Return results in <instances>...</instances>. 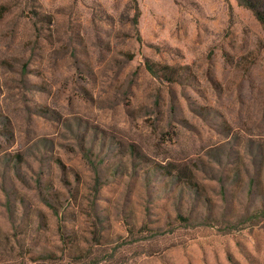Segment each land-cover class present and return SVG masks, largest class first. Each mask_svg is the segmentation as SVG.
I'll use <instances>...</instances> for the list:
<instances>
[{"label":"rangeland","instance_id":"374dc122","mask_svg":"<svg viewBox=\"0 0 264 264\" xmlns=\"http://www.w3.org/2000/svg\"><path fill=\"white\" fill-rule=\"evenodd\" d=\"M261 142L239 0H0V264H264Z\"/></svg>","mask_w":264,"mask_h":264},{"label":"trees","instance_id":"16d2710c","mask_svg":"<svg viewBox=\"0 0 264 264\" xmlns=\"http://www.w3.org/2000/svg\"><path fill=\"white\" fill-rule=\"evenodd\" d=\"M239 1H240V3L245 5L246 7L254 10L257 18L264 24V13L261 10L256 9V7L254 5H252L251 1H249V0H239ZM135 24L137 25V21H135ZM150 70L152 72H154L151 67H150ZM257 147L260 151L261 159H262V162L259 164V170H258V172H256V174L254 176L251 174V171L250 172L245 171V174H246L247 178H249V186H250L251 193L256 191L257 196H259L261 198V200L263 201V203H262L263 205L256 207L251 212H247L246 216L248 218L247 220L260 222V221L264 220V142L259 143ZM236 173H238V176L242 175V174H240L241 173L240 167H239V169H237ZM235 175H237V174H235ZM56 213H58V212L56 211ZM62 240H63V246L68 250L69 245L67 242V237H65V235H64ZM71 247L72 246H70V248ZM81 250L84 251V249H81ZM82 251L75 253V254H70V257L74 256L75 262L80 263V262H82V260H84L88 257V256L84 255V252H82ZM53 256L54 255H47V256H45V258L52 260L54 258ZM54 264H57V263L55 262ZM81 264H84V263H81Z\"/></svg>","mask_w":264,"mask_h":264}]
</instances>
